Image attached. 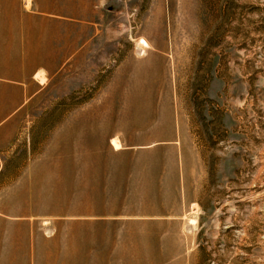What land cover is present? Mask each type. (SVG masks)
Segmentation results:
<instances>
[{"label": "rangeland", "instance_id": "1", "mask_svg": "<svg viewBox=\"0 0 264 264\" xmlns=\"http://www.w3.org/2000/svg\"><path fill=\"white\" fill-rule=\"evenodd\" d=\"M1 49L34 96L0 143L1 255L264 264V0H0ZM168 126L185 141V193L208 198L129 220L185 174L177 145L152 142Z\"/></svg>", "mask_w": 264, "mask_h": 264}, {"label": "crops", "instance_id": "2", "mask_svg": "<svg viewBox=\"0 0 264 264\" xmlns=\"http://www.w3.org/2000/svg\"><path fill=\"white\" fill-rule=\"evenodd\" d=\"M31 1L32 0H25V9L29 8ZM1 51H4V50L1 49L0 52ZM0 62L2 63V66L0 67V73H2L0 74V143H6L8 142V140H6L3 137V134L11 133L12 131L17 130V128L20 127L19 121L26 119V116H27L26 113L17 110V108L15 109V107L17 105L26 103L29 99L33 98L34 96L28 97L27 96L28 86L23 85L21 82H19V81H23V82L28 81L29 74H27V72L24 70L17 71L14 69H10L9 67L8 68L4 67V59H1ZM37 76L39 75L38 74L35 75L36 79H37ZM226 118H224V120ZM161 128L160 129L155 128L154 131L151 133V136L154 137L152 138L153 139L152 142L157 144L159 142L167 141L170 143L172 141L171 144L177 145L179 156L181 158V161H179L180 162L179 166L181 167L182 173L184 170L185 174H182V176L178 178L177 176H172L169 184H171L173 187L165 186V189L173 190V192L170 191V196L168 197V201H166L167 203H164L165 202L164 199H166L164 198L163 204L156 205L155 209L151 208L150 209L151 212H148L146 214L134 213V214L128 215L127 219L132 220V221L166 219L168 217H167V214H164L165 212H167L165 210L174 211L176 209L182 208L183 199L188 200L189 205H192L193 204L192 201L207 200L208 198L207 191L205 192L203 190L200 193V195H198L197 193L194 196V198H190V195L187 193L189 190L187 185L193 183V178L190 175L189 176L187 175V168H191V167L190 165H187L188 164L186 160L187 156L185 154L186 150H184L185 141L182 137V132L180 134L178 133L176 137L173 136V138H171L172 133H171L170 126H168V128H165V127H163L162 129ZM212 136L217 142L219 141L217 138L216 132H214ZM156 144H153V145H156ZM110 145L113 146L111 140H110ZM114 150H119V149H114ZM225 162H224V168L228 169V167L230 166L229 161H225ZM207 166H208V163H206V167ZM133 178L134 179H132L131 177H126L127 180H130V179L139 180L138 183L146 182L144 180H148L147 183L157 182V181H154V180H157V177H153V176H135ZM205 180L198 179L197 182H199L200 184L206 183ZM160 182L161 181H158L157 183H160ZM185 190L187 191L186 193H185ZM197 205L199 206V204ZM182 215L183 214H179L177 218L179 219L184 218V216ZM16 233L13 235L7 236L5 238H7V240L13 241L14 243H18L19 245L22 244V246L20 245V249H19L20 253L22 254L21 251L25 252L24 248H26V240L18 236ZM2 238L4 237L0 236V240ZM15 256H16L15 251L13 252L9 251L6 254H2V255L0 254V259H1V262L3 261L7 264H15V261H14Z\"/></svg>", "mask_w": 264, "mask_h": 264}, {"label": "bare ground", "instance_id": "3", "mask_svg": "<svg viewBox=\"0 0 264 264\" xmlns=\"http://www.w3.org/2000/svg\"><path fill=\"white\" fill-rule=\"evenodd\" d=\"M141 41H142L141 45H143V44L147 45L146 42H144L143 40H141ZM112 145L115 146L116 148H118V147L120 148L119 140L116 138L113 139ZM191 222H193V220H191ZM20 245L22 246V244H20Z\"/></svg>", "mask_w": 264, "mask_h": 264}]
</instances>
